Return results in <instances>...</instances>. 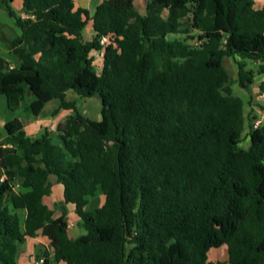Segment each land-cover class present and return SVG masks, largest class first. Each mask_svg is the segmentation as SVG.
<instances>
[{
  "label": "trees",
  "instance_id": "obj_1",
  "mask_svg": "<svg viewBox=\"0 0 264 264\" xmlns=\"http://www.w3.org/2000/svg\"><path fill=\"white\" fill-rule=\"evenodd\" d=\"M10 1L19 33L0 35L18 60L0 59L7 107L29 88L34 112L58 99L72 113L57 125L59 143L47 129L26 136L16 117L4 124L0 264H18L38 232L51 246L38 247L42 264H264V124L249 123L250 144L240 146L246 116L232 88L264 75V0H146L144 14L134 0H102L92 12L74 0H22L23 16ZM246 60L260 61L256 73ZM68 92L98 96L100 119ZM50 174L78 217L76 238L43 202ZM98 190L103 203L86 209ZM223 244L226 260L209 261Z\"/></svg>",
  "mask_w": 264,
  "mask_h": 264
},
{
  "label": "crops",
  "instance_id": "obj_2",
  "mask_svg": "<svg viewBox=\"0 0 264 264\" xmlns=\"http://www.w3.org/2000/svg\"><path fill=\"white\" fill-rule=\"evenodd\" d=\"M77 1H78V5H75V6H81L84 8H88L89 5L91 4L93 7L92 9H94L95 6L97 4H99L102 0L99 3H97L96 0L95 1L94 0H77ZM74 3H75V0H74ZM10 4L16 13L20 14L21 16L24 15V13H22V11H21L22 0H11ZM86 30L88 31L87 27H85L83 29L82 35L84 34V31H86ZM18 33H19V29L14 25L13 18H11L5 10V3L3 2V0H0V35L6 36V37H8V39H12ZM92 34H93V31H92V28L90 27L89 37L85 39L83 36L84 40L90 39ZM92 54L95 57L96 54L101 55V52H92ZM0 59H2L9 67H14V66L18 65V60H17L16 56L14 55L12 50H10L5 45V43L2 41H0ZM262 81L264 82V80H262ZM247 91L250 92V87ZM249 95H250L249 99L252 100L253 95L251 93ZM67 99H68V96H67ZM81 99H83V98L75 97V98H70L68 100H75L77 110L81 114H83L84 116H87L83 111L81 112L78 109V102ZM242 100L244 102L243 98H242ZM36 101H37L36 96L31 92V90L29 88H26L24 93L20 97V102H19L18 108L15 110H10L7 107L6 97L3 94H0V141L5 137V133H3L4 124L7 121L11 120L12 118L16 117L22 123V127H23V130L25 131L26 136H28L30 138H37L47 129L49 131L50 137L52 138V141L55 143H59V139L57 137V125L62 124L64 122L65 118L69 114L72 113V110L59 108L60 101L58 99H51V100L45 102L41 106L39 111L34 112L32 109V106L34 105V103H36ZM248 104H250L251 105L250 107H252V108L255 105L258 106L260 109H261V106L264 107L263 104H260V103L255 104L253 100L249 101ZM244 108H245V103H244ZM262 111H264V110H262ZM251 113L252 114H245V116H246L245 125L247 123V126L249 124V120H250L249 116L250 115L252 117H254V119L256 118V116H254V115H256V113H254L253 110H251ZM94 116H97V115L94 114ZM93 119L99 120L100 117L97 116V117H94ZM48 181L52 184V192L50 195L43 197V202L49 207V209H51L53 211V217H58L62 214V212L55 213V204H54V202L51 203L52 202L51 197L53 196V192H54L55 188L60 190L61 186L57 182L56 176L53 174L49 175ZM101 197L103 198L102 200H101ZM89 199H88V204L86 205V209L90 205ZM92 200H94V202L92 203L91 206H93L92 208H96V207H99L103 203L104 197L101 194V196L94 197V198H92ZM57 201H61L63 204L66 205V203L64 202L63 197H62V190L60 193V198H58ZM67 205H70V204H67ZM70 206L72 208L73 219H74L75 225L74 224L71 226L68 225L67 232H68L69 237L76 238L77 236H79L82 233V231H81L80 226L78 224V217L73 212L72 205H70ZM21 216H20V218H22V220H21V222H22L24 217H25L24 211H22ZM68 221H69V219H68ZM28 238H31V240H29ZM35 246L45 248L48 251L51 250L49 238L47 236L43 235L41 232H38L35 237H26L24 243L20 246V251H19V254L17 256L18 264H38L37 258L35 257V253H34ZM58 264H65V263L59 262Z\"/></svg>",
  "mask_w": 264,
  "mask_h": 264
},
{
  "label": "rangeland",
  "instance_id": "obj_3",
  "mask_svg": "<svg viewBox=\"0 0 264 264\" xmlns=\"http://www.w3.org/2000/svg\"><path fill=\"white\" fill-rule=\"evenodd\" d=\"M96 1H97V3H99L101 0H96ZM261 4H262V1L257 0L255 3V7H260ZM75 5H78L77 0H75ZM134 6H135L136 10L141 14H144L146 12V0H134ZM92 8L93 7L90 4L87 9L90 12H92L93 11ZM163 14H165V12ZM86 27H87L88 31L87 30L84 31V34H83L85 39L89 37V30L91 27V23L88 22ZM93 63H94L95 69L97 71H99L101 69V66H102V58H101L100 54L95 55ZM246 64H247L246 69H250L252 71H255V73H256L257 69L259 67L260 61L247 60ZM225 66L230 71L229 73H230L231 77L236 78L237 66H236L235 62L231 58H227L225 60ZM262 80H264V75L255 74L254 82L252 85H250V92L241 88L236 83L232 85L234 93L241 96L244 99L245 114H252L251 110H253L254 113H256V115H254V116H256L255 119H251L252 116L251 115L249 116L250 117L249 123L251 122L250 124H253V126L264 124V111H262L256 105L252 108V107H250L251 105L248 104L249 101L253 100L255 104L260 103V104L264 105V89L260 88V83ZM250 93L253 95L252 100L249 99ZM67 96H68V99L77 97V95H75L71 92H68ZM78 109L81 112L83 111L91 119H93L94 117H97V116L100 117V100H99L98 96L85 97V98L79 100ZM94 114H96L97 116H94ZM248 131H249V127L247 126V123H246L244 131L242 133V140L240 143V146L243 148H247L250 144V138L248 136ZM3 133H5L4 128H3ZM60 193H61V187H60V190L55 188V190L53 192V196L51 197L52 198L51 203L54 202V204H55V213L62 212V214H65L67 216V218L69 219L68 225L71 226L74 224L72 208L70 205H67V204L65 205L61 201H57L58 198H60ZM101 194L102 193L98 190V192L93 197H91L89 199L90 205L87 208L88 210L93 209L92 208L93 206H91V205L94 202V200H92V198L97 197V196H101ZM102 199L103 198L101 197V200ZM19 214L21 216L22 211H19ZM20 219L22 220V218H20ZM28 239L31 240V238H28ZM37 249H38V246H35L34 253L37 252ZM207 258L209 261L226 260V258H227V246H226V244H223L217 248H210L207 252Z\"/></svg>",
  "mask_w": 264,
  "mask_h": 264
},
{
  "label": "built area",
  "instance_id": "obj_4",
  "mask_svg": "<svg viewBox=\"0 0 264 264\" xmlns=\"http://www.w3.org/2000/svg\"><path fill=\"white\" fill-rule=\"evenodd\" d=\"M107 42H108L107 37H102L101 40H100V43H101L102 45H105ZM256 126H257V125H256ZM42 262H43V259H42V258H39V259L37 260V263H38V264H42Z\"/></svg>",
  "mask_w": 264,
  "mask_h": 264
}]
</instances>
